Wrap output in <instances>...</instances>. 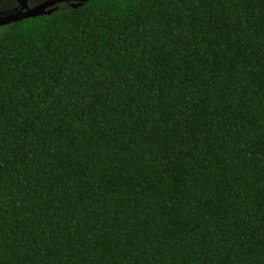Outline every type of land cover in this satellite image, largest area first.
Instances as JSON below:
<instances>
[{"label":"trees","instance_id":"obj_1","mask_svg":"<svg viewBox=\"0 0 264 264\" xmlns=\"http://www.w3.org/2000/svg\"><path fill=\"white\" fill-rule=\"evenodd\" d=\"M0 264H264V0L1 25Z\"/></svg>","mask_w":264,"mask_h":264},{"label":"water","instance_id":"obj_2","mask_svg":"<svg viewBox=\"0 0 264 264\" xmlns=\"http://www.w3.org/2000/svg\"><path fill=\"white\" fill-rule=\"evenodd\" d=\"M61 1V0H44L43 2H40L37 5H34L33 7H26L24 10H22L23 7L26 5H22L20 9L16 12H0V26L5 25L14 21H18L22 18H27V17H34L38 15H46L50 14L52 11V8H48L45 10L46 7L49 5H53L56 2ZM84 1L87 0H77L75 3H71V7L75 8L80 6Z\"/></svg>","mask_w":264,"mask_h":264},{"label":"flooded vegetation","instance_id":"obj_3","mask_svg":"<svg viewBox=\"0 0 264 264\" xmlns=\"http://www.w3.org/2000/svg\"><path fill=\"white\" fill-rule=\"evenodd\" d=\"M44 0H13L12 6H10L9 10H4V11H10V12H16L20 9V7H22V5H26L25 7L22 8V10H24L26 7H33L34 5L39 4L40 2H43ZM77 0H61L56 2L53 5H49L48 7L45 8H52V11H57L59 9L62 8H66V7H71V3H75ZM72 8V7H71ZM3 12V11H0Z\"/></svg>","mask_w":264,"mask_h":264},{"label":"rangeland","instance_id":"obj_4","mask_svg":"<svg viewBox=\"0 0 264 264\" xmlns=\"http://www.w3.org/2000/svg\"><path fill=\"white\" fill-rule=\"evenodd\" d=\"M12 4H14L13 0H0V11L8 12L4 10H9Z\"/></svg>","mask_w":264,"mask_h":264}]
</instances>
